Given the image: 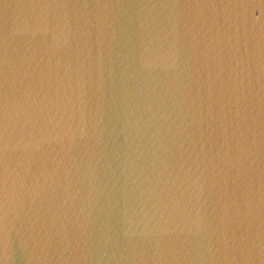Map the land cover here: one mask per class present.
<instances>
[{
    "label": "water",
    "instance_id": "obj_1",
    "mask_svg": "<svg viewBox=\"0 0 264 264\" xmlns=\"http://www.w3.org/2000/svg\"><path fill=\"white\" fill-rule=\"evenodd\" d=\"M0 264H264V0H0Z\"/></svg>",
    "mask_w": 264,
    "mask_h": 264
}]
</instances>
